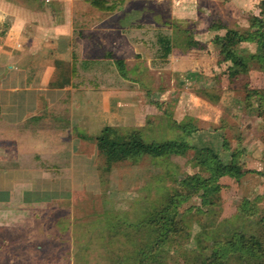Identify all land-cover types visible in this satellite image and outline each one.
<instances>
[{
  "label": "rangeland",
  "instance_id": "1",
  "mask_svg": "<svg viewBox=\"0 0 264 264\" xmlns=\"http://www.w3.org/2000/svg\"><path fill=\"white\" fill-rule=\"evenodd\" d=\"M155 2L159 6L154 8ZM113 5L143 9L136 11L135 16H132L135 11L131 10L133 14L127 20L123 18L125 13L118 11L111 15L98 13L92 17L85 13L84 17L72 20H78L74 27L77 26L75 24H80L83 29L94 27L93 32L101 38L89 39V36L77 33L83 40L87 38L74 43L77 66L85 68L86 62L80 59L83 54L87 58H96L92 63L88 62L86 70L89 74H83L82 81L88 82V77H91L92 86L105 85L115 90L127 88L130 92H125L122 104L116 105V110L130 113L128 123L142 131L149 127L148 115L155 114L153 120L160 124L156 131L145 134V138L183 139L219 150L220 141L225 137L229 151L220 154L229 157L232 150L240 146L247 151L242 155L243 168L254 170L239 180L223 179L210 205L212 212L191 210L190 206L200 202L196 196L178 205L177 216L186 234L177 247L170 248L166 264H190L197 238L210 245L212 239H226L235 231H242L246 235H255L262 244L264 232L258 220L264 215V110L261 116L257 114L256 97L251 107L245 109L244 96L247 84L249 88L264 89V72L250 62L247 74H240L233 80L226 74L222 75L225 65L222 68L217 65L218 47L211 43V39L223 34L225 29H210L209 25L211 22L219 25L218 22L222 21L227 27L246 34L252 29L253 16L264 19V0H114ZM127 23L133 26L122 30ZM111 26L114 30L109 29ZM118 27L123 28L119 30ZM159 35L168 36L176 52L187 48V38H196L201 47H205L190 48L193 58L191 67L186 70L190 75L183 84L187 88L170 89L171 65L168 55L161 56L157 41ZM140 40L145 41L147 50ZM254 49L250 43L237 47L240 54L254 52ZM109 52L124 60L125 79L119 75L113 59L105 55ZM199 58L205 60L195 61ZM179 62H174L173 69L181 68L183 64L180 62L179 65ZM158 85L165 89H150ZM108 89L103 90L106 92ZM235 94L243 98V107H237L240 105L235 101ZM128 98L130 100L127 101ZM53 118L56 123L65 124L62 116ZM185 119L197 126V133L187 136L174 126V122L180 123ZM42 128L47 132L51 124L30 123L18 128L19 134H33L35 142L34 145L32 143L33 149H29L33 160L39 162L42 160L40 147L43 143L39 142ZM45 138V152L48 154L49 140ZM60 138L64 141L66 135ZM63 141H55L62 154L65 152ZM29 149L24 146L22 151L29 152ZM4 153L6 156L14 154L9 148ZM191 157V152H187L162 158L160 166L147 160L137 166L127 158L113 162L110 170H106L104 158L98 155V179L92 177L87 188L75 192L72 199L39 206L15 202L1 205L0 264H117L125 251L134 248V244L124 237L125 231L133 230V223L143 218L153 206L158 210L167 196L179 189L176 179L196 172L204 177L208 175L195 165ZM149 171L154 175H149ZM159 174L161 178L156 176ZM243 198H248L254 206L256 212L252 216L246 217L240 212ZM118 226L126 230L119 231ZM132 236L152 237V233L142 229Z\"/></svg>",
  "mask_w": 264,
  "mask_h": 264
},
{
  "label": "crops",
  "instance_id": "2",
  "mask_svg": "<svg viewBox=\"0 0 264 264\" xmlns=\"http://www.w3.org/2000/svg\"><path fill=\"white\" fill-rule=\"evenodd\" d=\"M113 6L105 11L83 0H0V206L13 202L39 206L72 199L75 192L87 188L92 177L98 179L99 153L93 137L104 125L135 127L127 121L130 113L116 110V105L122 104L125 92L130 91L127 88L108 89L105 85L92 86L91 77L88 82L82 81V75L89 74L86 70L88 62L92 63L96 58H87L83 54L80 59L86 62L84 69L75 63V44L87 39L83 40L77 33L89 36V39L101 38L93 32L94 27L83 29L80 24L74 27V23H78V20L72 21L74 17H84L85 13L91 17L98 13L111 15L118 11L125 13L123 18L127 20L143 9ZM158 6L155 2L154 8ZM131 10L135 12L130 13ZM131 26L132 23H127L125 29H118L126 30ZM195 29L198 28L195 26ZM140 42L144 47L145 41ZM179 50L176 52L172 43L167 56L171 65L170 89H185L183 84L189 78L186 70L191 67L193 50L186 47ZM177 61L183 65L173 69ZM103 89L108 90L104 92ZM150 89L165 88L158 85ZM234 97L240 105L236 106L243 107V98L239 94ZM57 115L65 119V124L55 122L53 117ZM148 117L153 120L156 116ZM30 123L51 124L47 132L42 128L39 139L43 143L40 157L48 164L33 160L30 150L35 142L33 134L18 133L19 127ZM65 135L63 141L60 137ZM45 137L49 140L48 154ZM57 139L65 142L64 154L57 149ZM24 146L27 150L30 148L29 152L22 151ZM8 148L13 150V155H4Z\"/></svg>",
  "mask_w": 264,
  "mask_h": 264
},
{
  "label": "trees",
  "instance_id": "3",
  "mask_svg": "<svg viewBox=\"0 0 264 264\" xmlns=\"http://www.w3.org/2000/svg\"><path fill=\"white\" fill-rule=\"evenodd\" d=\"M83 1L105 11L114 7L111 0ZM251 21L252 29L246 34L227 27L222 21H217L219 25L215 22H211L209 25L210 29H225L223 34L212 37L211 43L218 47L217 65L220 68L223 64L225 65V68L222 69V75L226 74L232 80L240 74H247L250 62L254 63L259 71L264 72V19L262 16H253ZM185 33L188 36L189 32ZM157 41L160 46L159 50L162 52L161 56L166 57L172 48L171 39L166 35H159ZM186 42L189 49L191 47L205 49L204 46L201 47L199 41L193 38H187ZM242 43L254 45V52L240 54L237 47ZM106 55L113 59L119 75L126 78L124 60L115 57L111 52ZM187 74L190 75L188 72ZM254 97L258 99L257 114L261 116L264 110V89L249 88L247 84L244 96L245 109L251 107ZM148 122L149 127L143 131L132 126L104 125L100 132L93 137L99 156L104 158L106 170H110L113 162L124 161L127 158L137 166H140V162L144 160L159 165L162 158L181 156L191 152V158L195 161V165L207 172L208 175L204 177L196 172L179 177L176 179L179 189L170 193L166 202L158 210H154L155 207L153 206V209L148 210L143 218L133 223L131 227L134 231L127 229L126 232V228L118 226L119 231H125L124 237L134 244V248L129 252L125 251V254L117 260V264H166L170 248L177 247L186 234L184 225L177 216L179 213L178 205L196 196L200 200L199 204L189 208L195 210L196 213L212 212L210 205L213 204L214 194L218 192L219 184L223 179L234 178L239 180L244 174L254 172V170L243 168L242 155L246 154L247 151L242 147L237 146L236 149L232 150L229 157L225 156L224 153L220 154L222 151H229L228 140L225 137L220 141L221 148L219 150L210 145H196L183 139H148L144 135L150 131H156V128L160 126L154 120L149 119ZM173 124L187 136H192L193 133L198 132L197 126L190 121L188 122L187 119ZM148 173L154 175L150 171ZM156 176L161 178L160 174ZM239 210L246 217L252 216L256 212L248 198L242 199ZM258 221L264 232V215L260 216ZM142 229L152 233V237L132 236L133 233H139ZM195 243L197 245L192 250L193 260L190 264H264V242L261 244V241L252 234L246 235L242 231H235L226 239H212L210 245L203 243L200 238H197ZM123 258L129 260L125 261Z\"/></svg>",
  "mask_w": 264,
  "mask_h": 264
}]
</instances>
